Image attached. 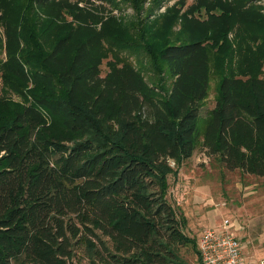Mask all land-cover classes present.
I'll list each match as a JSON object with an SVG mask.
<instances>
[{"label": "trees", "instance_id": "trees-1", "mask_svg": "<svg viewBox=\"0 0 264 264\" xmlns=\"http://www.w3.org/2000/svg\"><path fill=\"white\" fill-rule=\"evenodd\" d=\"M21 1L10 18L0 16L3 81L23 99L0 97V264H72L77 248L93 264H187L180 248L196 242L166 198L168 162L191 157L201 137L226 170L264 178V75L249 70L264 60L263 18L241 35L238 8L247 0H213L199 5L221 17H183L177 42L167 40V20L137 30L138 39L117 26L122 44L141 45L161 80H170L164 89L129 62L102 75L100 36L83 33L85 26L69 25L41 47L20 9L53 0ZM236 24L233 39L258 40L256 51L241 55L239 74L221 75L203 117L209 50L221 64L231 61Z\"/></svg>", "mask_w": 264, "mask_h": 264}, {"label": "rangeland", "instance_id": "rangeland-1", "mask_svg": "<svg viewBox=\"0 0 264 264\" xmlns=\"http://www.w3.org/2000/svg\"><path fill=\"white\" fill-rule=\"evenodd\" d=\"M0 1L4 6V11H0V16L6 15L7 18L12 16L9 11L11 7L22 2L21 0ZM205 1L213 0H160L158 4H156V0H140L139 8H135L130 0H53L45 7L26 5L25 10L20 9V13L22 16L24 12L26 22H32L37 26V31L40 32L37 44L41 47L48 46L53 40L52 38L69 25L85 26L83 33L94 32L100 36L101 45L97 55L100 57L102 75L113 65L129 62L142 72L147 83L167 89L170 80H161L164 75L162 76L154 69L155 66L144 48L138 44L124 46L122 44L124 39L116 36V33V35L114 34L115 28L118 26L125 34L133 35L134 39H138L137 30L141 28L149 30L150 26L153 28L154 23L159 28L167 20L169 21L167 23L169 25L167 40L174 42L176 34L181 29L183 17L200 20L207 19L209 15L221 17L220 11L215 8L206 10L205 6L199 5ZM222 1L232 2V0ZM191 8L193 9L191 10ZM196 8L198 11H195ZM238 9L239 14L242 15L239 21L241 35L247 29L252 30L255 17L258 16L263 18L262 21L264 20L263 0H247L241 3ZM73 10L90 13L92 18L77 21L72 16ZM9 20L15 22L13 19ZM238 27L239 24L234 25L228 33L233 50H238L236 55L234 53L231 61L226 59L221 64L217 60L216 49L209 50L208 96L200 109V114L203 117L214 106L217 84L221 75L239 74L240 68L243 67L242 61L239 60L241 55L244 54L247 47H250L251 52L256 51L254 44L259 42L258 40L253 43L250 39H233ZM5 41L4 29L0 21V97L21 104L23 103L22 97L7 89L3 81V64L6 59ZM249 70L257 71L260 76H263L264 60L259 64L255 62L249 67ZM55 129H58L57 125L54 126L53 130ZM168 163L172 171L167 175L166 198L177 216L185 218L182 230L196 242L195 249L191 246L180 248V253L187 264H198L196 251L201 230L204 227L216 226L222 218L235 220L241 226L239 235L242 236L243 242L247 237V249L258 253V257L264 256V229L260 228L264 227V178L244 174L239 169L226 170L217 159L206 154L201 145V137L198 138L191 157L179 163H175L173 160H169ZM254 224L258 225L255 228V235L249 236L246 232L249 228L253 229ZM72 264H93V262L90 261L83 248H77L72 258Z\"/></svg>", "mask_w": 264, "mask_h": 264}, {"label": "built area", "instance_id": "built-area-1", "mask_svg": "<svg viewBox=\"0 0 264 264\" xmlns=\"http://www.w3.org/2000/svg\"><path fill=\"white\" fill-rule=\"evenodd\" d=\"M240 227L230 218H222L218 226L204 227L197 242L198 264H264V256L245 250Z\"/></svg>", "mask_w": 264, "mask_h": 264}, {"label": "crops", "instance_id": "crops-1", "mask_svg": "<svg viewBox=\"0 0 264 264\" xmlns=\"http://www.w3.org/2000/svg\"><path fill=\"white\" fill-rule=\"evenodd\" d=\"M251 224V226H252V224H253V222L252 223H250ZM219 224H217L216 226H218ZM255 225V224H254ZM256 227H258V225H255V227H253V229H251L250 230V228H249V230L246 232L247 234H249V236L250 235H252V234H254L255 235V228ZM260 228H263L264 229V227H260ZM246 236V235H245ZM246 240H247V237L244 239V244H245V250H247V251H249L247 248V243H246ZM250 248V247H249ZM252 252V253H251ZM249 253H251L252 255H256V256H258V253L256 254V252L255 251H249Z\"/></svg>", "mask_w": 264, "mask_h": 264}]
</instances>
